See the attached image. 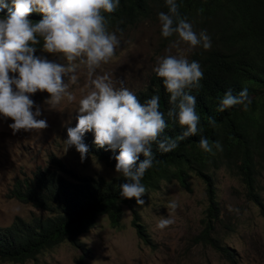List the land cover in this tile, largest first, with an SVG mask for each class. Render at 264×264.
<instances>
[{
  "label": "trees",
  "instance_id": "16d2710c",
  "mask_svg": "<svg viewBox=\"0 0 264 264\" xmlns=\"http://www.w3.org/2000/svg\"><path fill=\"white\" fill-rule=\"evenodd\" d=\"M180 13L193 24L194 29L207 30L212 46L208 50L197 47L190 61L199 62L204 73L201 87L192 89L196 97V111L200 115V131L197 135L178 141V147L162 153L153 145V166L142 178L146 193L160 189L162 183L178 182L189 190L191 175L206 186L209 199L207 219L199 241L221 252L232 264L234 258L221 239L210 235L212 223L218 219V203L215 198L214 173L220 169L238 180L244 187L245 200L259 208L264 218L262 178L264 175V0H177ZM167 12L164 0H120L118 9L106 15L109 28L117 25L123 31H132L139 25H159L158 13ZM7 9L0 11L6 15ZM29 19H43L32 13ZM123 21V23H119ZM161 39L168 43L176 37ZM42 50L37 46L35 55ZM247 88L252 103L247 111L241 106L218 112L219 101L231 90L238 94ZM141 102L152 95H159L161 111L166 115L171 107L162 80L151 75L147 86L135 91ZM214 118L216 127L208 124ZM178 123L168 120L163 136L176 138L182 134ZM201 136L213 145L212 153L198 146ZM88 154L115 170L117 152L98 148L91 132L84 136ZM219 142L222 151L214 144ZM141 160L143 157L141 156ZM48 165L38 167L31 175L14 179L9 196L29 204L47 214L31 216L29 220L15 218L7 227H0V261L26 264L37 261L40 255L67 243L84 251L79 238L89 232L101 216H106L113 229L122 227V207L136 205L135 199H122L119 195L124 178L78 175L61 160L50 155ZM132 226L145 245L152 242L137 213H133ZM82 264V262H80Z\"/></svg>",
  "mask_w": 264,
  "mask_h": 264
},
{
  "label": "clouds",
  "instance_id": "9594fccd",
  "mask_svg": "<svg viewBox=\"0 0 264 264\" xmlns=\"http://www.w3.org/2000/svg\"><path fill=\"white\" fill-rule=\"evenodd\" d=\"M164 3L167 12L158 13L161 35L176 39L166 49L167 54L156 57L153 71L169 96L171 107L166 115L161 111L159 95L141 102L123 81L114 80L111 73L98 72L114 59L121 47L123 30L119 25L110 30L106 19L107 14L118 9L120 0H0V11L7 9L6 15L0 16V117L12 121L8 127L14 135L20 131L45 130L49 125L46 119L39 118L42 112L31 98L34 94H48L45 104L49 110H55L63 102H76V125L66 126L67 149L74 147L84 161L89 148L83 138L91 132L98 148L118 151L114 156L115 173L126 181L120 185L119 195L122 199H135L137 206L145 204L142 197L146 187L141 181L153 166V145L168 153L178 147V141L200 131L196 97L190 93L202 86L204 73L199 62L190 61L183 54H172V49L180 53L183 45L204 50L212 46L207 30L197 32L188 18L181 15L177 0ZM32 13L41 14L43 19L31 21ZM41 45L44 53L62 62L36 56L37 46ZM81 71L87 83L78 98L70 91V85L78 82ZM251 103L246 87L238 94L228 90L217 111L235 106L247 111ZM168 120L185 129L180 136L162 138ZM208 124L216 127L217 122L209 118ZM198 146L206 153L213 151V145L204 136ZM214 146L223 150L218 141ZM167 207L175 211L178 204L172 200ZM174 222L170 212L158 218L156 228L163 230Z\"/></svg>",
  "mask_w": 264,
  "mask_h": 264
},
{
  "label": "rangeland",
  "instance_id": "374dc122",
  "mask_svg": "<svg viewBox=\"0 0 264 264\" xmlns=\"http://www.w3.org/2000/svg\"><path fill=\"white\" fill-rule=\"evenodd\" d=\"M110 29V28H109ZM113 30V29H110ZM159 25H139L134 30L123 31L121 47L114 59L103 65L98 72L111 73L114 80L123 81L133 92L144 89L155 74L153 68L157 56L167 54L171 42H164ZM120 35V33H117ZM130 42V43H129ZM195 49L186 45L180 53L188 59ZM36 56L62 62L58 57L39 51ZM67 77H64L67 82ZM87 77L78 73V82L70 85L77 97L86 90ZM42 112L49 127L31 132L20 131L15 135L8 127L11 120L0 117V227L9 226L15 218L29 220L31 216L47 214L29 204L9 196L14 179L31 175L38 167L48 165L54 155L69 169L81 176L103 177L107 180L117 176L115 170L87 155L81 161L75 148L67 149V127H75L78 115L76 102H63L55 110H49L46 92L31 97ZM35 111V107L33 108ZM215 200L218 203V219L212 223L210 235L221 239L234 258V264H264V218L259 208L246 201L242 184L230 177L224 169L214 173ZM189 190L178 182L162 183L159 190L147 192L142 206H123L122 227L113 229L106 216H101L89 232L80 236L84 251L64 243L39 256L37 261L26 264H232L221 252L199 241L207 219L210 205L206 186L194 175L188 179ZM264 187V175L262 178ZM175 200V211L167 205ZM264 203V188L262 191ZM137 213L151 239V245L143 244L132 226L133 213ZM172 213L175 222L157 229L160 216ZM0 264H11L0 261Z\"/></svg>",
  "mask_w": 264,
  "mask_h": 264
}]
</instances>
